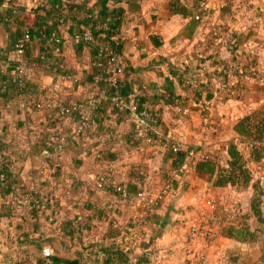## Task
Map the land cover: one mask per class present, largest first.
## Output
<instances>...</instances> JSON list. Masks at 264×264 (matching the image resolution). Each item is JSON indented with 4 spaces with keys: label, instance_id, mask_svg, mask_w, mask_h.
<instances>
[{
    "label": "crops",
    "instance_id": "1",
    "mask_svg": "<svg viewBox=\"0 0 264 264\" xmlns=\"http://www.w3.org/2000/svg\"><path fill=\"white\" fill-rule=\"evenodd\" d=\"M51 1L38 0L35 7ZM173 1L61 0L60 20L52 25L61 37L55 57L61 70L79 77L80 83L56 92L54 76L40 59L45 52L53 56L55 44L51 34H33L26 53L28 104L22 107L10 76L18 58L12 45L24 27L12 14L27 6L23 0H0V84L6 81L5 90L0 89V170L9 174L8 184L0 187V264L21 258L39 264L45 245L52 249V264H264V196L259 216L251 205L256 171H264V162L254 160L251 149L263 141L235 129L244 117L264 112V86L235 72L227 80L231 85L241 81L234 92L217 83L222 66L264 67V0H206L208 9L200 20L192 18V0ZM88 15L115 24L112 38L120 40L121 83L136 88L159 117L156 130L141 142L132 137L131 119L118 116L106 97L99 124L83 139L70 137L73 122L67 117L48 118L46 110L32 104L40 100L42 88L58 95L64 106L102 88L94 75L92 48L72 40L86 28ZM41 19L51 23L50 14ZM174 98L184 99L185 113L178 111ZM56 131L65 133L68 143L56 166L48 164L33 179L45 165L41 139ZM173 144L182 151L196 150L197 158L199 151L211 153L224 168L230 165L227 150L234 144L252 176L245 185H214V174L197 173L185 158L172 163ZM179 167L173 189L150 211L122 199L113 188L122 185L133 194L150 183L157 189L162 173ZM100 175L106 180L98 186ZM26 192L46 195V209L22 202ZM229 203L239 211L229 222L215 224ZM52 212H57L59 225L80 214L88 229L77 237L58 236L48 221ZM191 226L200 231L189 238ZM210 227L213 236L206 238L203 231ZM240 227L243 232L236 234Z\"/></svg>",
    "mask_w": 264,
    "mask_h": 264
},
{
    "label": "built area",
    "instance_id": "2",
    "mask_svg": "<svg viewBox=\"0 0 264 264\" xmlns=\"http://www.w3.org/2000/svg\"><path fill=\"white\" fill-rule=\"evenodd\" d=\"M24 6L23 12H31L38 0H23ZM186 1V0H179ZM195 12L192 14V18L196 20H200L202 15H204L208 9L206 0H198L196 5L194 6ZM13 12H16V9H13ZM29 33L25 30L20 38L17 39L14 51L18 58L16 59L13 71L10 76V81L14 84L15 91L19 96V104L22 107H25L27 103V82L29 80V61L27 56L25 55V49L27 47L26 43L29 41ZM55 43V47L53 49V56L51 57L50 62L45 61L44 55H40V59L43 61L42 66L43 69L49 71L54 76L55 87L57 88L58 93L63 91H68L73 89L75 86L79 85L80 79L76 75L60 71L58 67V60L55 55L60 52V44L61 39L57 35H51ZM72 40L75 43H89L92 40L90 32L88 29H83L82 31H78L73 34ZM97 55L106 56L107 62L104 65V69L106 71L111 70V74L104 77L103 80L106 81L109 87H112V91L109 93L107 88H100L97 92H91L87 94L85 97L78 101L70 102L68 105H62L56 97H52L49 95L46 89H40V100L33 101L35 109H44L47 111L46 116L48 118H59V117H67L70 121L73 122L70 137H79L86 136L88 131L94 126V111L97 107L99 101L102 98L106 97L111 104V108L118 115L123 118H130L133 126V139L136 142H141L146 139L149 135H151L158 125L155 117L151 112L150 104L146 102L138 103L139 92L136 88H132L125 95H122L118 89L117 81L122 72L120 61L118 56L111 55L106 47L100 48L98 50ZM171 64H174V61L171 60ZM97 65L102 66L100 62ZM234 69L236 70V74L239 77L244 78L245 76H252L256 79V82L264 86V67H260L258 65H235ZM218 75V85L219 87L225 88L229 92H234L236 89V84L241 83L239 78L236 79L235 85H231L228 83V78L230 74H232L231 66H222L219 69ZM217 81V75H213ZM99 79V77H98ZM6 88V81L3 80L0 84V89L3 91ZM178 111L180 113H185V101L184 99H180L178 101ZM203 109L208 110L209 104H203ZM74 112L76 117H72L71 113ZM68 136L63 132H53L47 135L44 140L45 145L41 148L40 154L43 157L44 166L40 167L36 170L35 173L31 175L33 179H38V177L43 173V167H47L48 164L51 165L56 161L58 156L63 152L66 143H68ZM260 150V161L264 162V142L258 145ZM171 151L175 152L181 150L180 145L173 144L170 146ZM196 150L186 149L185 150V160L189 161L195 154ZM201 152V151H199ZM202 153V152H201ZM53 162V163H52ZM52 163V164H51ZM180 171L179 168L173 169V171L166 173L164 176H161V183L157 189H154L150 183H143L138 190H136L133 194H130L128 190L122 185H114L113 188L116 193L124 200L132 199L141 203L147 208V211H150L153 206L160 200H162L168 192H170L173 187V183L176 181L177 176H179ZM3 179V174L0 173V180ZM106 177L104 175H100L97 178V185L101 186L105 183ZM256 182L258 188L261 190V195L264 196V171L261 167L258 168L256 173ZM22 202L29 204L30 206L37 208L39 210L46 209V205L48 202V197L44 194H36L26 192L23 194L21 199ZM209 204H213V202L208 201ZM239 211L237 204L229 203L223 208V218H214L215 224L221 222H229L230 219L234 217ZM213 219V218H212ZM49 223L53 225V230L58 236L67 235L70 233L79 234L88 229V224L83 219L82 215L76 214L70 222V225L64 227L57 223V212H52L48 217ZM200 231V227L191 226L189 232V238H192ZM203 234L206 238L213 236V230L210 227L209 229L203 231ZM153 251H148V254L153 255ZM52 255V249L50 246L45 245L41 248V264H52L50 259ZM7 264H15L12 260H9Z\"/></svg>",
    "mask_w": 264,
    "mask_h": 264
},
{
    "label": "trees",
    "instance_id": "3",
    "mask_svg": "<svg viewBox=\"0 0 264 264\" xmlns=\"http://www.w3.org/2000/svg\"><path fill=\"white\" fill-rule=\"evenodd\" d=\"M176 1H178V0H174L172 4H174V5L177 4ZM197 1L198 0H192V3L194 4V6L196 5ZM61 3H62L61 0H52L51 2H49L47 7H41L40 5H38L35 7L33 14L29 11L23 12L19 9H16V12H14L12 14L13 19L18 25H21L22 27H24V29H22L20 33L16 34L12 48L13 49L15 48L17 39L20 38V36L22 35V33L25 30L28 31L29 37H30L29 41L26 43L27 47L24 51L25 55L28 51L30 41L33 37V34H36L37 36L44 35V34L54 35L56 32H55L54 28L52 27V25L55 22H57L58 20H60V18H59L60 15L58 14V11L61 7ZM49 14L51 15V23L43 22L41 17L44 15H49ZM85 18H86V21H85L86 29L89 30L90 35L92 37V40L89 43H83V44L89 45L92 48L93 53H94V57H95V62H94L95 63L94 64L95 73H94V75H97L99 77V80L101 79L100 85H102V88L103 87L107 88L108 92L110 93L112 91V87H109L108 84L106 83V81L103 80V78L110 75L111 70L106 71V69H104V65L107 62L106 56L97 55V53H98V50L100 48L106 47V50L111 55H115L116 57L118 56L117 53H118V49L120 46V40H119V37H117L116 39L112 38L113 37L112 35L116 34L113 31L115 28V24L111 26V23H108V22L105 23L103 21V19H101L99 16H97L96 18H93L91 15H88ZM117 18H118V16H116V19ZM55 35H57V34H55ZM57 36L61 39V37L59 35H57ZM49 53H51V52H49ZM43 55L45 57L46 62L51 61V57H52L51 54L49 55L47 52H45ZM98 62H100V64H102V66L97 65ZM60 65L61 64L58 63V67H59L60 71H62ZM234 70L235 69L233 67H231V71L236 73V70L235 71ZM117 84H118V89L122 95H125L127 92L130 91L129 88H126L122 85L120 78L118 79ZM27 87H28V82H27ZM173 100H174V103L176 102L178 104V101L180 100V98H174ZM108 102L110 104L109 100H108ZM142 102L147 103L148 101L144 100L143 97L141 95H139L138 103H142ZM148 104H149V102H148ZM66 105H68V103H66ZM101 105H102V101H99L97 104V107L94 111L93 120H94L95 124H97L99 122L98 117H99V113L101 112ZM151 112H152L153 116L155 117L156 122H158V124H159V117H158L157 113L154 111V109L152 108V106H151ZM71 115L73 118L76 117L74 112H72ZM120 117H122V116H120ZM252 118H254V122L251 123ZM235 129L237 130V132L240 135L246 136V137L250 138L251 140H254L256 142H262V141L264 142V112L260 111V112L250 114V115L244 117L243 119H241L240 121L237 122V124L235 125ZM89 132L90 131H88L87 135L89 134ZM85 137L79 136V138H82V139ZM132 137H134L133 136V130H132ZM45 139H46V137L45 138L43 137L41 139V145L43 144L42 146L45 145V143H44ZM227 152L229 153V155L231 157L230 165L227 168H224V167L217 165V160H216L215 155H213L211 153H204V152H202V153L200 152L198 158L196 157V155H194L189 161H187V163H188L187 166H188V168L196 171L197 173H203L204 172V173H207L208 175L214 174V177H215L213 180L214 185H225L227 183H232V184L239 183L241 185H245L250 180L252 173H251V170L246 166L242 153L239 151L237 146L234 144L229 145ZM251 153L253 155V159L258 162L260 159L259 147L252 145ZM172 154H173L172 155V163H174L176 165L178 163H180L185 158V151H182V149L175 151V152L172 151ZM56 164H57V161H55L52 164V167L56 166ZM175 169H177V168H175ZM257 171H258V169H257ZM0 173L3 174V179L0 180V187H3V185L8 184L9 174L6 173L5 171H1V170H0ZM165 174L166 173H162L161 176H164ZM174 185H175V182L173 183L172 187H174ZM255 185H256V191H255V194L252 198L251 205H252V208H253L255 214H257L259 216V213H260L259 212V206L261 203L262 195H261V190L257 186L256 178H255ZM135 191H136V189H135ZM48 201H49V199H48ZM160 201H158V202H160ZM158 202L156 204H158ZM71 219L69 221H67L65 224H63L62 226L66 227V226L70 225ZM242 227H240L238 229H234V232H236V234H239V232H243ZM229 228H232V227H229ZM79 234L70 233V234H67L66 236L77 237ZM50 259L52 261L51 257H50ZM15 264H28V263H27V260L25 258H21L20 260L16 261ZM39 264H41V261Z\"/></svg>",
    "mask_w": 264,
    "mask_h": 264
}]
</instances>
